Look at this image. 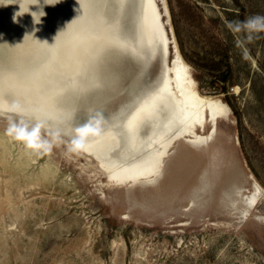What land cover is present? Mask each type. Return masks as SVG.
<instances>
[{"label": "rangeland", "instance_id": "374dc122", "mask_svg": "<svg viewBox=\"0 0 264 264\" xmlns=\"http://www.w3.org/2000/svg\"><path fill=\"white\" fill-rule=\"evenodd\" d=\"M155 1L174 50L166 54L162 38L147 67L110 51L100 65L104 86L80 99L72 127L92 110L110 119L175 57L224 111L210 115L206 141L172 135L159 174L113 180L92 154L68 153L66 144L32 153L4 134L0 117V264H264V33L245 59L225 26L264 15V0ZM57 2L49 40L89 28L81 0Z\"/></svg>", "mask_w": 264, "mask_h": 264}, {"label": "bare ground", "instance_id": "6f19581e", "mask_svg": "<svg viewBox=\"0 0 264 264\" xmlns=\"http://www.w3.org/2000/svg\"><path fill=\"white\" fill-rule=\"evenodd\" d=\"M109 1L81 0L91 25L74 34L60 29L68 35L55 40H49L47 26V14L55 5L44 6L46 15L36 25L29 13L19 16L26 4L21 5V12L14 2L0 6V66L8 64V69L0 67V98L21 99L39 117L53 124L64 121L63 126L72 127L80 99L92 88L104 86L100 65L110 51L129 52L143 66H149L163 38L156 1L130 0L131 27L125 20L129 0H113L111 15L106 10ZM38 8L30 5V12ZM15 14L17 22L13 21ZM175 58L149 90L136 94L107 120L102 136L91 139L87 153L101 163L112 180L141 177L154 168L159 174L172 135L206 141L210 115L224 111L220 103L195 89L187 64ZM146 124L149 129L144 132ZM120 145L122 152L115 157L112 150Z\"/></svg>", "mask_w": 264, "mask_h": 264}, {"label": "clouds", "instance_id": "9594fccd", "mask_svg": "<svg viewBox=\"0 0 264 264\" xmlns=\"http://www.w3.org/2000/svg\"><path fill=\"white\" fill-rule=\"evenodd\" d=\"M10 2L26 4V10L19 16L29 13L33 17V24H40L46 5H56L57 0H0V6H8ZM30 5H38V11L30 12ZM18 13V12H17ZM16 14L13 21L17 22ZM226 28L235 35V47L240 49L243 58L249 54L248 44L264 33V15L256 14L244 20L226 21ZM38 30V29H36ZM2 39V36H0ZM0 117L7 119L4 134L14 141L22 143L27 150L37 155L49 153L53 147L66 144L68 153L86 151L93 137L102 136L108 121L102 111H90L88 118L74 127H66L64 121L53 124L49 119L39 117L34 110H30L21 99L7 100L0 98ZM70 119V117H69ZM64 137H68L67 140Z\"/></svg>", "mask_w": 264, "mask_h": 264}, {"label": "water", "instance_id": "95a60500", "mask_svg": "<svg viewBox=\"0 0 264 264\" xmlns=\"http://www.w3.org/2000/svg\"><path fill=\"white\" fill-rule=\"evenodd\" d=\"M163 44H164V50H165L166 54H167L168 50H170L171 52L174 50V47H172V48L171 47H167V41L164 38H163Z\"/></svg>", "mask_w": 264, "mask_h": 264}]
</instances>
